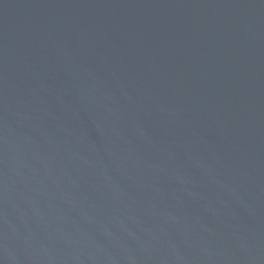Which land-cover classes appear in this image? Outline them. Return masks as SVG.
Wrapping results in <instances>:
<instances>
[{
    "label": "water",
    "instance_id": "1",
    "mask_svg": "<svg viewBox=\"0 0 264 264\" xmlns=\"http://www.w3.org/2000/svg\"><path fill=\"white\" fill-rule=\"evenodd\" d=\"M0 264H264V0H0Z\"/></svg>",
    "mask_w": 264,
    "mask_h": 264
}]
</instances>
